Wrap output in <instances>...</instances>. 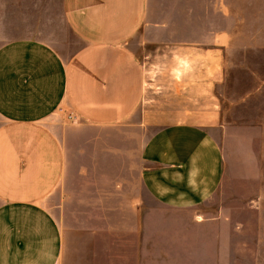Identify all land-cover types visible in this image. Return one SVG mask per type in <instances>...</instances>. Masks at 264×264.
Wrapping results in <instances>:
<instances>
[{
  "label": "crops",
  "instance_id": "crops-1",
  "mask_svg": "<svg viewBox=\"0 0 264 264\" xmlns=\"http://www.w3.org/2000/svg\"><path fill=\"white\" fill-rule=\"evenodd\" d=\"M0 1V264H264V0Z\"/></svg>",
  "mask_w": 264,
  "mask_h": 264
},
{
  "label": "rangeland",
  "instance_id": "rangeland-1",
  "mask_svg": "<svg viewBox=\"0 0 264 264\" xmlns=\"http://www.w3.org/2000/svg\"><path fill=\"white\" fill-rule=\"evenodd\" d=\"M0 5H1V1H0ZM2 18V13L0 12V20ZM1 32H0V43L1 41H3L4 39H6L7 35H4V32H3V29L0 28ZM6 30V29H5ZM3 35V36H2ZM12 35H10L11 37ZM144 66H145V70H146V77H147V85H146V89H151L152 90H157V87L158 86H161L160 84L158 85V80L161 81V75L162 74V70L161 69H158V68H154L153 66H150L147 64V60H144ZM158 75H159V78H158ZM237 81L239 83H243L244 81V78L243 76H238L237 77ZM207 94V93H204V95ZM205 104H209V101L207 103H204ZM56 113L61 117L63 118H67V119H70V120H74L75 119V116L72 115L70 112H68L66 106H60L58 107V109L56 110ZM158 125H156L157 127ZM262 126L264 127V124H262ZM257 156V160L259 161V171H258V175H257V179L258 181H261V184H260V189H259V195L261 196V200H260V209L262 210V213L260 214L259 216V219L256 220L254 219V217H258V216H255L254 214H249V215H246V221L247 223H249V225L251 224H258L260 225V228H261V232H262V235H261V238H262V243H263V239H264V139L262 141V145L260 147V150H259V153ZM258 164V163H257ZM237 175V174H236ZM232 176V181L234 180H237V178L233 177ZM248 227V226H247ZM253 238V236H251V239ZM251 239L248 240V242H251Z\"/></svg>",
  "mask_w": 264,
  "mask_h": 264
}]
</instances>
